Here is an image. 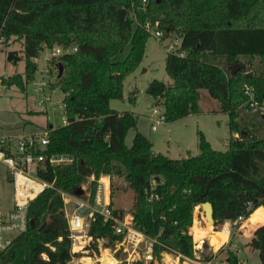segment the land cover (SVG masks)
Instances as JSON below:
<instances>
[{"label":"trees","instance_id":"trees-1","mask_svg":"<svg viewBox=\"0 0 264 264\" xmlns=\"http://www.w3.org/2000/svg\"><path fill=\"white\" fill-rule=\"evenodd\" d=\"M146 21L153 26L158 21L162 40L177 38L180 46L166 52L165 72L172 83L153 80L145 93L163 110L165 123H172L198 114L200 92L206 91L229 118L225 152L213 150L201 133L199 154L180 160L155 153L150 140L137 131L132 145L126 146L137 117L116 112L109 103L122 98L126 76L142 61L149 38L142 26ZM0 39L21 45L24 71L2 78V83L22 92L35 78L33 60L42 52L54 47L77 49L56 59L54 69L60 63L63 72L60 77L56 73L51 85L63 94L68 124L42 129L48 132L46 155H66L73 162L55 168L44 164L39 176L53 188L30 203L28 218L34 226L29 223L27 231L0 252V264H68L72 241L60 192L75 197L91 176L110 177L112 193L129 185L135 194L129 210L134 227L156 241L153 257L158 260L173 251L198 259L189 231L195 209L205 202L213 206L215 228L240 216L251 225L264 221V115L259 108H249L244 94L250 87L254 98L264 101V0H146L145 5L142 0H0ZM128 45L125 61L113 62ZM180 52L185 56L179 57ZM236 64L245 69L231 75ZM136 93H129V101L136 99ZM244 109L248 113L240 116ZM113 179L121 185H114ZM96 187V182L89 183L91 202ZM77 199H83L82 193ZM113 212L125 213L114 208ZM87 235L92 239L89 250L99 253L101 240L102 247L120 257L122 248L117 245L123 238L100 215L89 222ZM231 244L229 240L225 246L223 262L238 264ZM246 247L257 251L264 264V224L252 231ZM202 248H208L205 241ZM215 258L210 253L198 261L220 264Z\"/></svg>","mask_w":264,"mask_h":264},{"label":"rangeland","instance_id":"rangeland-1","mask_svg":"<svg viewBox=\"0 0 264 264\" xmlns=\"http://www.w3.org/2000/svg\"><path fill=\"white\" fill-rule=\"evenodd\" d=\"M132 16H134V14H132ZM155 23L158 24V21ZM171 43L172 40L170 39L158 40L149 35L141 63L133 72L128 74L124 80L122 98L113 99L109 103L112 110L119 113H133L137 117L136 130H129L125 139V144L127 147L132 145L133 137L137 131L150 140L155 153H160L173 160H180L199 154L198 133H201L213 150L225 152L228 149L230 138L228 128L229 118L227 114L219 110L218 103L212 99L206 91L200 92V112L198 114H191L172 123L158 124L156 126V131L151 130L152 121L149 115L152 113V110L157 107L155 106L154 100L145 93V90L147 85L153 80L160 81L166 85L172 83L165 72L166 47ZM129 50L130 45H128L122 53L113 57L112 61L115 63L125 61L129 54ZM13 51L17 52L19 57V61L16 64L7 61L8 53ZM49 55L50 51L47 50L40 54L38 57V67L39 69H44L47 65L50 71L49 77L51 83L55 84L56 71L54 69V63L56 65V59H53L51 66L45 64L44 59ZM218 62L219 60H216V63ZM24 63V56L21 53L20 43L14 40H9L8 42L1 40L0 75L3 76V78H7L16 74H22L24 71ZM6 88L7 89H0V136L31 135L40 132L47 125H52L54 127L62 125V111L58 108L51 109L47 107L46 113L41 112L37 107L38 96L33 93L30 86L26 92H22L14 86H6ZM133 90H136L137 93L136 99L131 102L128 97L129 93ZM52 96L55 100L62 98L63 94L61 92H55ZM244 107L246 108L245 105ZM259 109L261 114L264 115V109ZM245 113L248 112L245 110V112L240 113V116H243ZM90 182L91 181L88 179L87 184L81 186L83 199L89 198L90 196V190L88 188ZM113 183L116 186L121 185V181L117 179H113ZM10 191V188L2 184L0 179V202H3V200L6 202V199L10 202ZM111 194L113 208L131 215L129 210L133 207L135 202L134 192L128 187L126 190L117 189L112 193L111 187ZM76 199L77 198L70 197L71 204L64 206V210L67 213L70 214L72 212V205L75 203ZM262 224H264V221L256 225H251L246 220L242 225L232 226L229 228L227 241L212 246L209 243V237L213 236L214 232H219L216 235H220V230L223 225L215 228L214 225L206 222L200 207H197L195 209V225L190 229L192 232L193 244H195V250L198 252V259L196 261L212 253L216 254V263H224L223 261L228 252L225 246L228 244L229 240H232V244L229 248L231 251L236 252L239 262L244 264H261L258 258V252L252 251L246 247V244L251 237L252 231ZM204 241L208 245L206 250L202 248ZM125 250V252L122 251L119 258H116L118 264H122L123 260L128 258V255H130L128 264L134 261L144 260V245H140L134 249V246L129 244L125 246ZM110 252L113 253L111 248ZM105 254V256L109 257L107 252H105ZM162 259L163 264H170L172 263L170 260H175L176 258L174 255H170L169 258L166 259L163 257ZM182 260V264H192L186 259ZM112 264H115L114 261Z\"/></svg>","mask_w":264,"mask_h":264},{"label":"built area","instance_id":"built-area-1","mask_svg":"<svg viewBox=\"0 0 264 264\" xmlns=\"http://www.w3.org/2000/svg\"><path fill=\"white\" fill-rule=\"evenodd\" d=\"M145 5L146 0H142ZM136 25L137 20L134 18ZM144 30L154 38L162 40L163 34L157 30L158 24L154 26L146 21L143 25ZM0 39V43H1ZM180 46V40L177 38L172 39V43L166 47V52H174ZM49 51V50H47ZM76 47L62 48L54 47L50 50V55L45 57V64L51 66L53 59H57L61 55L72 54L76 52ZM179 57H184V53L180 52ZM33 62L37 65V71L35 78L30 82L29 86L33 93L38 96L37 107L41 112H45L47 107L51 109L58 108L63 113L62 125L68 124V119L65 115V104L63 97L55 99L52 96L53 93L59 92L58 88L51 87L50 71L47 65L44 69H39L38 58ZM55 66V63H54ZM57 73V70H55ZM56 77V76H55ZM3 76L0 75V89H7L6 85L2 83ZM28 86V87H29ZM244 94L247 96L246 104L251 109L262 108L264 109V101L258 102L254 98L253 89L245 87ZM152 121L151 130L155 131L158 124L165 123V116L161 108H154L149 115ZM52 126V125H50ZM59 126H52L53 129ZM49 145L48 132L41 130L40 132L33 133L31 135L22 136H0V179L1 183L10 188L11 199L10 202L6 199V202H0V252L9 248L13 241L21 234L27 231L29 227L28 207L32 201H34L40 194L46 189L53 188L52 183H48L39 176V172L44 169V164L47 163L51 168L60 167L73 162V158L66 155H46L47 147ZM89 180L97 183L96 191L92 202L87 199H76L75 203L79 208L87 210V214L82 216L78 213L77 209L72 205V212L67 214L65 212V218L67 221L68 229L70 232V238L72 241L71 254L73 255L71 261L68 264H106L103 261L105 252L118 264L116 257L110 252V248L102 247L101 240H98V251L89 250L88 244L92 239L87 235V229L89 222L94 219V216L100 215L103 218V222L111 223V228L116 236L123 238L122 242L118 244L117 249L122 248L125 250V246L132 245L134 249L140 245H144L145 255L143 256V262L145 264H163L162 258H169L170 255L175 256V260L186 259L192 264H214L212 261L201 262L196 260H190L183 258L176 252L164 253L161 255V259L158 260L153 257V245L154 239L147 238L140 231L135 229L132 215L126 213L114 214L113 208H111V178L108 176H101L99 179H95L91 176ZM152 185H155V181H152ZM64 202V206L71 204L69 195L60 192ZM75 198V197H74ZM151 199V198H150ZM157 199V197H156ZM246 218L243 216L238 217L235 221H227L223 226L227 225L228 235L229 228L236 225H242L246 222ZM195 225V211L193 213V224ZM192 229V227L190 228ZM189 235L192 236V232L189 231ZM194 249H195V244ZM75 247L78 249L75 250ZM75 254H79L76 257ZM43 260H48L46 255L42 256ZM130 255L124 259L129 262ZM174 260H171L173 262ZM122 262V261H120ZM180 263V262H179ZM225 264V263H220ZM240 264V262L238 263Z\"/></svg>","mask_w":264,"mask_h":264},{"label":"water","instance_id":"water-1","mask_svg":"<svg viewBox=\"0 0 264 264\" xmlns=\"http://www.w3.org/2000/svg\"><path fill=\"white\" fill-rule=\"evenodd\" d=\"M7 61L11 62V63H17L19 61V57L17 55V52L13 51L8 53L7 55ZM57 68L59 71V77L62 75L63 69H62V65L60 63L57 64ZM241 69H245V66L241 65V64H236L234 66H232L230 68V74L234 75L237 71L241 70ZM50 128H52V126H50ZM129 187L128 184H125L123 187V190H126ZM82 193L81 190H78L75 194V198H77V196H79ZM73 207L77 209L78 213L82 216H85L87 214V210L84 208H79L77 203L73 204ZM200 210L203 213V218L206 222H209L211 225H214V218H213V206L211 203L209 202H205L203 204L200 205ZM30 226L33 227L34 223L32 221H30Z\"/></svg>","mask_w":264,"mask_h":264},{"label":"bare ground","instance_id":"bare-ground-1","mask_svg":"<svg viewBox=\"0 0 264 264\" xmlns=\"http://www.w3.org/2000/svg\"><path fill=\"white\" fill-rule=\"evenodd\" d=\"M227 229H228V226H223L220 230L221 234L220 235H213V236H210L209 237V243L210 245L214 246V245H217V244H222V243H225L228 239V232H227ZM78 248L75 247V250H77ZM106 255V254H105ZM104 262L106 264L108 263H112L113 260L111 258H109L108 256H105L104 257Z\"/></svg>","mask_w":264,"mask_h":264},{"label":"crops","instance_id":"crops-1","mask_svg":"<svg viewBox=\"0 0 264 264\" xmlns=\"http://www.w3.org/2000/svg\"><path fill=\"white\" fill-rule=\"evenodd\" d=\"M156 131V130H155ZM171 159V158H170ZM70 197V196H69ZM64 212H66L65 210H64ZM67 213V212H66ZM67 214H69V213H67ZM226 226V225H225ZM105 256V255H104ZM110 258V257H109ZM103 259H104V257H103ZM104 261V260H103ZM171 261V260H170ZM113 263V262H112ZM112 263H108V264H112ZM170 264H179V260H174L172 263H170Z\"/></svg>","mask_w":264,"mask_h":264}]
</instances>
